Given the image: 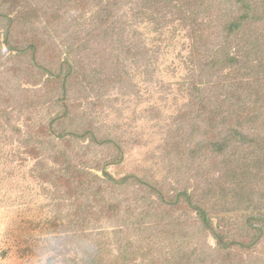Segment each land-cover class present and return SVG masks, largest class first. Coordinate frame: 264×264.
Listing matches in <instances>:
<instances>
[{
  "label": "rangeland",
  "instance_id": "obj_1",
  "mask_svg": "<svg viewBox=\"0 0 264 264\" xmlns=\"http://www.w3.org/2000/svg\"><path fill=\"white\" fill-rule=\"evenodd\" d=\"M17 1L2 11L18 23L14 44L31 42L35 54L11 50L0 24V264H152L154 244L169 252L174 234L185 263L264 264V234L253 251H221L197 212L174 204L186 192L224 243L264 232V119L246 108L261 101L218 116L211 106L224 93L204 74L198 96L207 99L193 100L185 31L165 36L148 11L135 20L138 39L148 54L163 50L150 80L111 45L134 14L126 0H103L100 20L82 0L71 16L72 1Z\"/></svg>",
  "mask_w": 264,
  "mask_h": 264
},
{
  "label": "trees",
  "instance_id": "obj_2",
  "mask_svg": "<svg viewBox=\"0 0 264 264\" xmlns=\"http://www.w3.org/2000/svg\"><path fill=\"white\" fill-rule=\"evenodd\" d=\"M23 1L22 3H24V5L31 7L32 1L36 0ZM39 1L40 2L36 3V8L38 7V3H46V0ZM66 1H68L67 3L72 1L70 2L71 9L67 10L71 16L72 13L77 12L75 11L77 10L76 3L73 2L74 0ZM126 1L128 3L134 4V14L129 17L132 19L128 20V22L125 18L124 21L122 20V26L118 27L120 31L113 33L114 36H117V39L112 42L111 45L116 47L120 53H128L131 55V60L134 59L133 63L139 67L142 66V68L147 72L148 78H150V80H152L151 75L158 69L156 66L157 59L160 56H163V50L161 51V49L158 48V50H155L154 52L150 51V54H148V52L146 53L148 50L143 47L142 40L138 39L139 33L136 28L137 23L135 20L137 17H142L143 13L148 11L151 12L152 17H155V19H153L154 22H156L158 31H160V29L163 31L167 27L168 32L174 34L177 33L180 35L181 31H185L188 38V45L191 48L193 57L196 59L195 67H197V70L200 73L196 74L194 71L197 70H194V67L191 69V88L194 90H191L190 97H192L193 100L195 98L205 103L207 98L204 99L200 95L198 96V91L200 90L199 88L201 86H198L197 82L203 81L201 74H204L205 77L209 75L211 79L216 78L217 83H219L212 91L215 93H224L222 98L218 96L215 106H213V104V107L211 106L212 111L215 112L214 114H218V116H220L222 113L227 111V113L230 112L231 114H234L232 116H237L240 114V109H244L243 103L248 104L247 99L252 100L255 97V102L258 100L261 102L258 103L257 106L256 104L252 103V105H248L246 107L247 109L250 107L255 108L254 111L250 112L249 116H254L253 114L255 111H258L257 115L259 116L256 115V117L264 119V0ZM16 2L18 1L0 0V24L5 31L4 42L11 48V50H18V53H22V55L27 54V52L31 50L30 53L34 59L35 53L33 52V49L35 46L31 44V42H22L21 40L20 43L14 44L13 37L16 34L15 30L17 29L16 26H18V23L16 24L15 22L16 18H8L3 12L8 9V11L11 13L14 10ZM51 3H55L57 5L59 0H54ZM82 3H84V7L88 11L90 8L96 7L94 18L100 20V18L103 17V14L101 13L103 10V0H82ZM121 3L122 0H120V4ZM4 7H6V10L2 11ZM51 8L52 7H49V9ZM23 10L25 9L22 7V9H20L16 14L21 15L23 12H25ZM107 10L110 11V8L107 7ZM83 11L85 12L86 10ZM136 21L138 22V20ZM29 23L30 22H26V25H29ZM48 26V32H50L51 36L52 34L58 35V33L55 34L57 30L56 27H53V23H48ZM30 27L31 25L29 28ZM113 30H117V25ZM30 31L31 30L28 29L26 34L31 35ZM164 33L165 36L170 35L166 32ZM160 34L162 35V32H159V35ZM136 52H139L138 56L136 55ZM230 69H232V71ZM122 79L123 77H114L115 82H117L116 84H121ZM225 80L231 83L229 86L224 83L223 90L220 83ZM240 82L242 83L240 84ZM234 84H238L240 90L237 89L233 91L231 86ZM226 87L228 90L225 89ZM61 117L63 118L64 114L61 115ZM57 118L60 119V116H55L53 118L54 121L58 120ZM84 133H86V131ZM244 147L246 150L249 148V146ZM180 198L181 200H179ZM183 199L184 203L190 209L192 208L197 212V216L200 219L203 228L214 235L216 245L219 250L228 251L232 249H239L240 251H253V248L257 247V244H260V241L263 242L262 235L264 232L259 228L256 229L258 231L256 238L248 244H241L240 242L224 243L223 239L215 234L212 228L209 227L207 212L202 210L201 206L198 204L193 203L192 197L187 196L186 192L178 194V198H175L174 204H180ZM140 217L141 215L139 214L136 216L137 219H140ZM131 226L132 232H135V229L140 227L135 223L131 224ZM169 226L167 227L169 228ZM172 228L175 227L173 226ZM160 230H162V227H160ZM170 233L174 234V230H171ZM174 237L176 240H179V237H177L175 234L173 235L172 239L169 238L171 240L170 242L172 247L174 248V250L173 248L172 250L170 249L169 252H167V246H164L165 243L162 244V248L156 247L154 244V257L156 260L155 262H152V264H188L183 260H178L177 255L179 253V247L173 243L172 240ZM140 243L141 242L138 241H132L131 247L129 248L135 253L147 255L148 250H145ZM87 251L89 257H93L94 259V249L89 248ZM100 257L101 255L99 254L98 259ZM99 261H101V259ZM129 262L130 259L128 258L126 263L129 264ZM126 263L122 261V264ZM206 263V260H201V258L198 257V259H194L190 264ZM96 264H98V261Z\"/></svg>",
  "mask_w": 264,
  "mask_h": 264
}]
</instances>
